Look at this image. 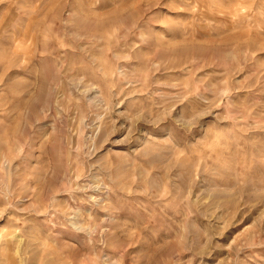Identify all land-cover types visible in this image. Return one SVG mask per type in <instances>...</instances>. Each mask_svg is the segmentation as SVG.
Wrapping results in <instances>:
<instances>
[{
    "label": "rangeland",
    "instance_id": "374dc122",
    "mask_svg": "<svg viewBox=\"0 0 264 264\" xmlns=\"http://www.w3.org/2000/svg\"><path fill=\"white\" fill-rule=\"evenodd\" d=\"M0 264H264V0H0Z\"/></svg>",
    "mask_w": 264,
    "mask_h": 264
}]
</instances>
